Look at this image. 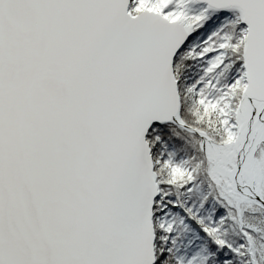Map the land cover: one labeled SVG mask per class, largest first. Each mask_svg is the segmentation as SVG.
Instances as JSON below:
<instances>
[{
	"label": "snow or ice",
	"instance_id": "snow-or-ice-1",
	"mask_svg": "<svg viewBox=\"0 0 264 264\" xmlns=\"http://www.w3.org/2000/svg\"><path fill=\"white\" fill-rule=\"evenodd\" d=\"M0 264H264V0H0Z\"/></svg>",
	"mask_w": 264,
	"mask_h": 264
}]
</instances>
